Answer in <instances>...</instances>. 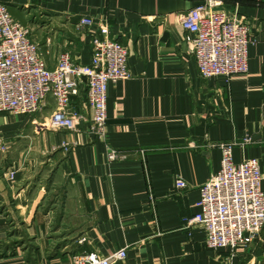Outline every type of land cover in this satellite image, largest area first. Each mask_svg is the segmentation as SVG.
Masks as SVG:
<instances>
[{
    "label": "crops",
    "instance_id": "1",
    "mask_svg": "<svg viewBox=\"0 0 264 264\" xmlns=\"http://www.w3.org/2000/svg\"><path fill=\"white\" fill-rule=\"evenodd\" d=\"M203 1L0 0L48 69L63 52L91 63L96 29L78 27L87 16L128 49L131 73L108 86L105 140L89 130L85 90L72 100L88 118L81 132L51 126L52 99L34 115L0 114V264H73L124 248L117 264H264V228L236 250H210L203 229L186 228L221 169L220 144L237 164L259 161L264 192V0H221L252 40L248 73L230 79L200 76L181 27ZM111 148L130 158L109 162Z\"/></svg>",
    "mask_w": 264,
    "mask_h": 264
},
{
    "label": "built area",
    "instance_id": "2",
    "mask_svg": "<svg viewBox=\"0 0 264 264\" xmlns=\"http://www.w3.org/2000/svg\"><path fill=\"white\" fill-rule=\"evenodd\" d=\"M180 22L182 29L192 35L190 52L202 78L230 79L248 73V49L252 40L245 17L228 10L221 0H204L182 15ZM78 27L96 29L91 63H75L70 53L63 52L56 67L50 70L32 38V31L0 2V114L34 115L52 99L55 110L51 126L61 131L81 132L88 118L72 106V100L85 90L91 112L89 130L105 140L108 86L131 78L129 52L110 36L104 20L85 16ZM219 147L221 169L201 186L199 212L186 221V228L203 229L205 245L210 250H236L252 244L264 228L263 174L257 159L237 164L232 145ZM129 158L127 152L108 150L111 163ZM175 187L184 190L187 184L178 177ZM126 257L127 248H124L106 257L97 253L78 255L73 258V264H117Z\"/></svg>",
    "mask_w": 264,
    "mask_h": 264
}]
</instances>
